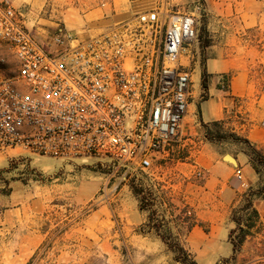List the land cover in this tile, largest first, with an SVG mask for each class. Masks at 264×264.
<instances>
[{"label":"crops","instance_id":"obj_1","mask_svg":"<svg viewBox=\"0 0 264 264\" xmlns=\"http://www.w3.org/2000/svg\"><path fill=\"white\" fill-rule=\"evenodd\" d=\"M9 1L22 10L25 27L46 44L56 27L94 35L161 0ZM201 1L209 44L200 48L202 64L198 48L192 50L181 144L170 146L160 158L172 160L179 147H186L189 162L185 170L191 175L202 171V180L195 183V194L187 202L191 217L186 222L191 225L186 232L173 234L196 264H219L238 253L229 241L236 226L234 210L264 181L247 149L229 135L247 139L264 155V0ZM205 74L206 88L202 83ZM213 122L229 133L226 137L237 145L235 152L219 151L206 137L207 130L214 128ZM196 145L199 147L193 149ZM100 184L95 183L93 190L75 187L77 202L90 200ZM127 199L128 207L123 198L114 197L113 206L109 202L75 216L78 220L61 230L46 249L45 264H181L153 228L149 212L139 207L135 196ZM47 200L37 198L5 211L0 200V264H36L52 233V223L41 226L50 219ZM253 204L259 213L258 223L264 225V199L254 197ZM251 232L240 252L247 248Z\"/></svg>","mask_w":264,"mask_h":264},{"label":"built area","instance_id":"obj_2","mask_svg":"<svg viewBox=\"0 0 264 264\" xmlns=\"http://www.w3.org/2000/svg\"><path fill=\"white\" fill-rule=\"evenodd\" d=\"M191 4L161 0L94 35L56 27L42 44L22 10L0 0V48L13 58L5 73L0 56V161L22 150L149 169L179 141L188 111L189 61L204 15L201 0Z\"/></svg>","mask_w":264,"mask_h":264},{"label":"rangeland","instance_id":"obj_3","mask_svg":"<svg viewBox=\"0 0 264 264\" xmlns=\"http://www.w3.org/2000/svg\"><path fill=\"white\" fill-rule=\"evenodd\" d=\"M183 3L185 8L192 6L191 0H183ZM204 21L205 18L201 17L198 40L195 45L200 52L201 64L204 57L200 48L209 44V39L205 35ZM0 56L4 57L2 65L0 62L3 71L10 73L13 66L12 55L3 46L0 48ZM216 130L218 134L220 132L224 136L220 140L213 141L219 147V151L235 152L237 145L233 146L231 144L233 141L226 137L229 133H224L216 127L212 132ZM180 144L179 138V141L173 145ZM241 144L247 149L244 143ZM198 147L196 145L193 149ZM175 153L172 160L169 158L153 160L151 167L147 170H124L122 168L113 170L93 158L62 163L51 157H41L19 150V155L14 159L0 161V200L3 201L1 208L5 211V209H11L23 203L27 205L37 198L47 200L48 196L52 197L46 201L47 207L45 208L50 219L46 220L47 224L41 225L45 227L52 223V233L48 235L47 245L39 253L38 258L35 257L36 264H45L46 249L51 246L61 230L78 220L74 218L75 216L81 217L99 205H108L109 202L113 206L114 197L123 198L125 206L128 207L127 196L130 198L132 195L135 196L131 185L141 184L145 187V194H148L147 201L150 204L146 211L153 214L155 223L163 224L162 231L166 229L171 233L185 232L188 225L185 217L191 216L186 213L190 209L187 202L189 197L195 194V183L201 182L202 179L196 177L195 173L191 175V172L185 170L188 168L185 163L189 162L186 159L188 155L186 147H179ZM260 170L264 175L263 166H260ZM99 181L100 188L90 200L77 202L75 187L83 186L86 190H93L94 184ZM251 230L253 234L247 240V248H244L242 252L239 249L237 255L230 257L236 264H264V225L261 222L258 223L257 220ZM175 238L173 237L171 242H177ZM174 254L173 252V256Z\"/></svg>","mask_w":264,"mask_h":264},{"label":"trees","instance_id":"obj_4","mask_svg":"<svg viewBox=\"0 0 264 264\" xmlns=\"http://www.w3.org/2000/svg\"><path fill=\"white\" fill-rule=\"evenodd\" d=\"M202 83L203 87L206 88V74L203 77ZM212 125L216 128H219L218 122H213ZM217 130L215 132H212V130H207L206 137L210 141L220 140L221 138H224V136L221 135L220 132L218 134ZM229 135L233 138V140L244 143L247 146V152L250 155L253 167L259 174H261L260 166L264 167V155L260 151H258L247 139L237 136L233 133ZM131 189L133 194L139 200V207L143 210H146V208L150 204L147 201L148 194H145V187L141 184H139V186L131 185ZM249 195V197H244L243 203L237 209H235L232 214V219L235 221L236 226L229 233V241L232 244V249L234 253H236L241 248L247 236L250 235L251 229L255 226V223L259 218L258 211L253 204V198L261 197L262 199H264V181L262 185L258 187V189H256L255 191H251ZM152 215L153 214H149L150 222H152V226L159 235V237L168 245L169 249L175 253L174 259L180 262L181 264H196L192 259L191 255L178 241V236L166 229L162 231L163 224L155 223L153 221ZM190 217L191 216L185 217L186 221ZM190 225L191 223L186 226L185 232L189 229ZM173 237H176L175 239H177V242H171Z\"/></svg>","mask_w":264,"mask_h":264}]
</instances>
